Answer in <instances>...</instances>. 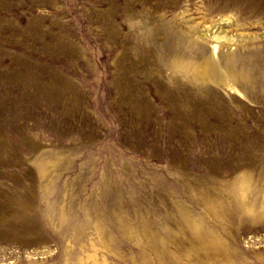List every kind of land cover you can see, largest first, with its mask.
Listing matches in <instances>:
<instances>
[{
	"label": "rangeland",
	"instance_id": "374dc122",
	"mask_svg": "<svg viewBox=\"0 0 264 264\" xmlns=\"http://www.w3.org/2000/svg\"><path fill=\"white\" fill-rule=\"evenodd\" d=\"M0 264H264V0H0Z\"/></svg>",
	"mask_w": 264,
	"mask_h": 264
},
{
	"label": "bare ground",
	"instance_id": "6f19581e",
	"mask_svg": "<svg viewBox=\"0 0 264 264\" xmlns=\"http://www.w3.org/2000/svg\"><path fill=\"white\" fill-rule=\"evenodd\" d=\"M214 47H216V46H214Z\"/></svg>",
	"mask_w": 264,
	"mask_h": 264
}]
</instances>
